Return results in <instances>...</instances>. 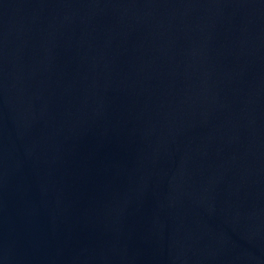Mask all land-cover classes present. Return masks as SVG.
Segmentation results:
<instances>
[{"label":"water","instance_id":"95a60500","mask_svg":"<svg viewBox=\"0 0 264 264\" xmlns=\"http://www.w3.org/2000/svg\"><path fill=\"white\" fill-rule=\"evenodd\" d=\"M0 264H264V0H0Z\"/></svg>","mask_w":264,"mask_h":264}]
</instances>
